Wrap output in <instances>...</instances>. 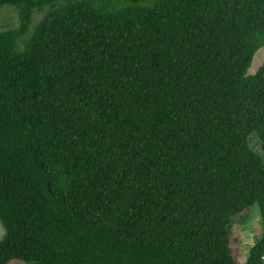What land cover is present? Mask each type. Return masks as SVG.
Returning a JSON list of instances; mask_svg holds the SVG:
<instances>
[{
  "label": "trees",
  "instance_id": "1",
  "mask_svg": "<svg viewBox=\"0 0 264 264\" xmlns=\"http://www.w3.org/2000/svg\"><path fill=\"white\" fill-rule=\"evenodd\" d=\"M7 7L0 264H239L254 204L244 264H264V0Z\"/></svg>",
  "mask_w": 264,
  "mask_h": 264
},
{
  "label": "rangeland",
  "instance_id": "2",
  "mask_svg": "<svg viewBox=\"0 0 264 264\" xmlns=\"http://www.w3.org/2000/svg\"><path fill=\"white\" fill-rule=\"evenodd\" d=\"M18 18L16 12L11 8H2L0 12V29L16 27ZM264 64V48H260L250 68L254 73L260 65ZM250 143L257 151H261V145L257 136L250 137ZM231 247L235 260L244 264L249 249L261 235V218L258 204H254L241 214L235 215L230 224ZM5 230L0 221V239L4 236ZM11 264H36L34 261H20L14 259Z\"/></svg>",
  "mask_w": 264,
  "mask_h": 264
}]
</instances>
